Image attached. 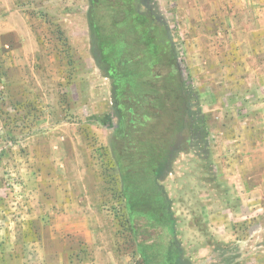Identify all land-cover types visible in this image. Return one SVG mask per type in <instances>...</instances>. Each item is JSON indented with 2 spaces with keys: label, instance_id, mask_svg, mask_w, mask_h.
<instances>
[{
  "label": "rangeland",
  "instance_id": "obj_1",
  "mask_svg": "<svg viewBox=\"0 0 264 264\" xmlns=\"http://www.w3.org/2000/svg\"><path fill=\"white\" fill-rule=\"evenodd\" d=\"M90 6L0 0V264H143L115 153L131 126L95 59ZM139 9L166 25L177 63L153 75L172 72L184 97L159 104L162 115L144 105L135 122L171 153L159 179L174 218L163 251L172 244L177 264H264V73L259 84L245 68H219V31L262 29L264 0ZM201 116L203 142L188 128Z\"/></svg>",
  "mask_w": 264,
  "mask_h": 264
},
{
  "label": "trees",
  "instance_id": "obj_2",
  "mask_svg": "<svg viewBox=\"0 0 264 264\" xmlns=\"http://www.w3.org/2000/svg\"><path fill=\"white\" fill-rule=\"evenodd\" d=\"M139 5L140 0H91L89 20L95 59L112 80L120 119L131 126L115 149L123 176L125 223L143 264H177L179 253L173 252L172 244L163 251L160 241L164 232L172 233L174 225L171 200L159 184L171 153L164 150L156 134L142 138L135 122L144 105L162 115L166 113L159 104L183 102L184 97L172 72L165 81L153 75L163 66L175 72L177 63L166 25L152 11H141ZM188 128L201 142L208 137L203 116Z\"/></svg>",
  "mask_w": 264,
  "mask_h": 264
},
{
  "label": "crops",
  "instance_id": "obj_3",
  "mask_svg": "<svg viewBox=\"0 0 264 264\" xmlns=\"http://www.w3.org/2000/svg\"><path fill=\"white\" fill-rule=\"evenodd\" d=\"M260 22L256 20L254 29L245 34L219 31V68L231 67L232 72L245 68L255 74V82H259V72L264 73V24L259 29L257 24ZM241 36L246 39L244 43L240 42ZM241 51L245 56H240Z\"/></svg>",
  "mask_w": 264,
  "mask_h": 264
}]
</instances>
